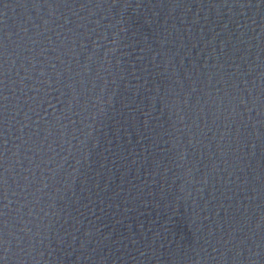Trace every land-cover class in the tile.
<instances>
[{"label": "water", "instance_id": "1", "mask_svg": "<svg viewBox=\"0 0 264 264\" xmlns=\"http://www.w3.org/2000/svg\"><path fill=\"white\" fill-rule=\"evenodd\" d=\"M0 264H264V0H0Z\"/></svg>", "mask_w": 264, "mask_h": 264}]
</instances>
